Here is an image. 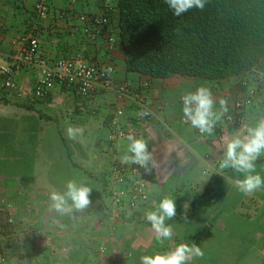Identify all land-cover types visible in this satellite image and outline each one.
<instances>
[{
    "label": "crops",
    "instance_id": "obj_1",
    "mask_svg": "<svg viewBox=\"0 0 264 264\" xmlns=\"http://www.w3.org/2000/svg\"><path fill=\"white\" fill-rule=\"evenodd\" d=\"M35 1L0 0L1 65L7 63L9 54L18 48L23 37L32 34V36L38 38L43 53L50 60L78 52L87 60H100L113 64L115 67V81H126L132 85L133 89L137 90L143 81L148 83L146 86L149 96L147 102L155 115V119L148 122L136 123L133 120L134 102L131 99L122 100L117 98L113 91L97 94L87 102L79 100L78 103L88 107L95 105L109 119L104 136L109 150L102 154V158L106 162L102 166L104 173L113 161L123 162L122 156L126 151L127 141L118 140L113 142L110 139L111 134L108 125L113 110L117 108H121L129 116L131 126L136 131V136L146 141L148 149L152 151L158 162V167L149 170L146 175L150 185V196L154 202L152 211L156 210L160 199L167 196L174 200L176 215L165 220V224L170 226L172 232L170 238H165L166 241L164 238L158 237L152 225L144 228V231H147L148 234L149 232L150 234L155 233L152 243L156 247H163L166 250L174 248L179 243L196 245V242H194L196 237L198 241L211 243V234L208 233L213 232L221 238L212 242L217 244L221 250H225L221 254L222 257L220 258L222 259H220L219 264H264V187L255 190L251 194H245L239 191L235 185L236 179L240 177L239 173L231 168L223 171L218 168L223 156L224 139L231 138L236 134L242 135L245 126L254 125L258 120L264 119V112H259L255 103L254 107H249L242 112L233 125L224 124L215 128L213 132L210 131L204 135L198 134L197 128L193 127L188 120L187 122L182 121V117L185 116L182 111L181 96L189 91H195L199 86H206L213 100L216 101L214 112L218 117L219 104L222 99L236 97L239 89H241L239 83L241 74L209 80L180 74L160 78L128 71L125 68L119 38L117 37L114 47L107 50L105 36L102 34L94 41L88 40L82 35L79 21L74 17L78 13H102L106 0H45L48 4L46 17L37 15L34 10ZM108 1L113 6V11L110 14L111 21L118 26V10L115 1ZM64 12L74 15H71V17L64 16ZM14 78V88L0 94V97H2L0 98V177L11 180H9L11 184L10 195H6L1 199L5 200V203L20 200L19 204L17 202L20 211L26 210L29 212L27 218L30 219L32 213H36V216H38V209L35 210L34 208H39L35 207L32 202L41 200V197H43V200L51 201L49 198L50 191H37L44 188L53 189L52 186L56 184V181L54 179L51 181L50 178L43 176H37L31 182H29L30 179H27L26 183L19 179V174L24 170V167L29 174L28 178H34L30 174L34 172L37 166L44 168L46 162L45 159L39 158V148L36 147L40 143V136L44 133V130L40 128L42 121L35 111L38 102H30L34 110H29L23 107V100L21 98L17 99L15 96V91L22 92L26 90L29 87L27 84L32 82L33 78L29 72L24 70L16 72ZM66 93L70 92L61 89L53 91L56 101L63 98L62 95H66ZM19 96L21 97L22 94L20 93ZM261 96L263 98L264 95ZM11 97L16 99L14 100ZM262 98L258 101H263ZM261 110L264 111L263 108ZM93 153L95 157L99 158V155ZM67 155L70 156L69 153ZM88 164L92 165L90 160ZM255 164L256 172L262 171V174H264V155L259 156ZM47 168H50L49 163ZM7 175L9 177L5 178ZM55 178H58V176H55ZM20 181L19 193H16L18 189H15L16 192L13 194V186L16 187V184ZM103 184L105 185V174ZM230 194H232L231 203L236 202L234 206L238 205V210H228V212L226 209V212H217L224 197H228ZM209 198L212 199L211 207H209ZM89 199L92 200V195L89 196ZM99 199L101 200L102 197L99 196ZM91 205L90 202L85 211H88ZM42 207L43 205L40 206V208ZM43 210L39 211L44 212ZM51 210L49 228L43 230V227H48V225L43 227L38 225L39 230L37 232L41 233V239L36 241L28 238L33 243L34 241L35 243L43 241L42 238L49 230L54 232V238L58 242L61 239L68 240L71 238L72 231L61 230L59 226H56L57 221L53 219L56 210L53 208ZM73 212L76 216L75 209H73ZM179 215L185 220L179 222L176 217ZM81 216L89 217L86 213ZM28 219H26V222ZM174 221L186 226L193 222L196 223L194 229L195 232L197 231V235H191V237L193 236L192 240H189L185 232H180L178 227L177 229L173 226ZM234 222L235 226L233 225ZM35 224L37 222L34 221ZM118 228H124V225ZM26 229L28 230V227ZM28 231H26V234L29 235L31 231ZM205 231L206 237L202 235ZM55 240L50 243L55 245ZM9 242V238H0L1 247L7 249L6 258L16 263L17 255L9 252L6 245ZM42 246L45 247V244H42ZM190 264H211V262L205 263L193 259Z\"/></svg>",
    "mask_w": 264,
    "mask_h": 264
},
{
    "label": "rangeland",
    "instance_id": "obj_2",
    "mask_svg": "<svg viewBox=\"0 0 264 264\" xmlns=\"http://www.w3.org/2000/svg\"><path fill=\"white\" fill-rule=\"evenodd\" d=\"M31 83L27 84L29 87L26 90L22 92L15 91L16 94H12H15L17 99L21 98L23 107L29 110H34L30 102H38V104L35 103L37 108L35 111L42 121L40 128L44 130V133L40 136V143L36 147L39 148V158L45 159L46 163L44 168L37 166L34 172L30 174L34 178H28L29 174L24 167V170L19 174V179L26 183L27 179H30L29 182H31L37 176L48 177L51 181L53 179L56 181V184L52 187L59 192L64 190L66 181L70 179L83 182L91 189L89 196L92 195L90 201L92 205L89 210L87 209L88 211H85L86 208L75 210L76 216H74L73 210L70 213L54 211L55 216L53 219L57 221V225H55L59 226L61 230L65 229V231L73 232L68 240L56 241L54 232L49 230L50 233L47 232L44 235L43 241L39 243L34 241L33 243L32 240L39 241L41 239V233L37 232L39 230L38 225L42 227L48 225V227H43V230L49 228L52 202L46 199L43 200V197L37 202H32L35 207H39L34 208L35 210L38 209V216H36V213H32L30 214L31 218L28 219L29 212L26 210L20 211L18 205L21 202L20 200L17 201V204V202L10 203L9 201L5 203V200L1 199L6 195H10L11 184L9 182L11 180L0 177V238H9V244L11 245L6 244L9 248L8 251L17 255L16 263H13L6 258L7 249L1 247L0 244V264H140V258L145 254L167 251L163 247H156L152 243L155 233L150 234L149 232L148 234L147 231H144L146 226H151L145 216L146 212L152 211L154 208L151 196L145 203L134 209L125 208L120 210L105 192L103 184L105 173L102 166L106 162L103 160L102 154L109 150L104 137L108 117L101 113V110L95 105L88 107L79 104L78 98L72 93H66V95H62L63 98L56 101L53 90L45 98L34 100L31 93ZM20 93L22 94L21 97L19 96ZM0 94H4V91L0 90ZM11 98L16 99L15 97ZM260 98L262 96L258 94L255 103L259 112H264L261 110L262 108L264 110V96L263 101L259 102ZM255 103L251 107H254ZM69 125L80 129L75 138H69L66 134V128ZM93 152L99 155V158L95 157ZM67 153H69V157ZM89 160L92 165L88 164ZM48 163L50 168H47ZM259 172L264 177L262 171ZM55 176H58V178H55ZM8 177L7 175L5 178ZM19 186H21V181L16 184V187L13 186V194L16 192L15 189H18L16 193H19ZM53 189L44 188L37 192H49ZM99 196L102 197L101 200ZM231 201L232 194L228 197L225 196L217 212H226V209L227 211L238 210V205L234 206L236 202L231 203ZM208 202L209 207H211L212 199L209 198ZM42 205L43 207L40 208ZM42 209H44V212L39 211ZM85 213L89 217L81 216ZM176 217L179 222L185 220L180 215ZM26 219H28L27 222ZM34 221L37 224L34 225ZM121 225H124V228H118ZM179 225L177 221H174L173 226L178 227L180 232H185L189 240H192L193 236L191 237V235H197V231L195 232L194 229L196 223L193 222L187 226L184 224ZM233 225L235 226V222ZM27 227L31 232L26 229ZM26 231L29 232V235L26 234ZM208 234H211V243L198 241L196 237L194 242L203 254L193 259L205 263L219 264L220 259H222L220 258L222 257L221 254L225 250H221L212 241H216L221 237L216 236L217 234L213 232ZM202 235L206 237V231ZM54 240L55 245L50 243ZM164 240L166 241L165 238ZM158 241L160 240L158 239ZM42 244H45V247H41ZM56 246L58 247L56 248Z\"/></svg>",
    "mask_w": 264,
    "mask_h": 264
},
{
    "label": "trees",
    "instance_id": "obj_3",
    "mask_svg": "<svg viewBox=\"0 0 264 264\" xmlns=\"http://www.w3.org/2000/svg\"><path fill=\"white\" fill-rule=\"evenodd\" d=\"M114 1L128 71L216 80L264 69V0H206L180 16L165 0Z\"/></svg>",
    "mask_w": 264,
    "mask_h": 264
},
{
    "label": "built area",
    "instance_id": "obj_4",
    "mask_svg": "<svg viewBox=\"0 0 264 264\" xmlns=\"http://www.w3.org/2000/svg\"><path fill=\"white\" fill-rule=\"evenodd\" d=\"M34 10L39 17H46L48 4L45 0H36ZM113 6L108 0L100 14L78 13L64 16L76 17L79 21L82 35L94 41L99 35L105 36L107 50L114 47L117 39L118 26L111 21L110 14ZM104 32V33H103ZM29 72L33 80L31 93L34 99H43L55 89H61L74 94L78 100L87 102L95 95L113 91L119 99H131L135 104L133 120L136 123L148 122L155 119L153 111L148 106L147 82H141L138 89L126 81H115V67L111 63L100 60H87L78 52L50 60L42 51L37 37L24 36L18 48L9 54L7 63L0 64V90L8 91L14 88L16 72ZM264 71L257 66L252 67L240 76V88L236 97L223 98L220 103L219 115L214 122L211 132L224 124L233 125L239 115L251 107L258 94H264ZM263 81V82H262ZM183 96L180 100L182 101ZM182 121H186L182 117ZM129 116L121 108L113 110L109 123L110 139L113 142L126 140L129 134L136 136L131 126ZM197 129V133L207 132ZM148 171L136 164L113 162L105 172V192L120 210L134 209L145 203L151 195L150 185L146 178Z\"/></svg>",
    "mask_w": 264,
    "mask_h": 264
},
{
    "label": "clouds",
    "instance_id": "obj_5",
    "mask_svg": "<svg viewBox=\"0 0 264 264\" xmlns=\"http://www.w3.org/2000/svg\"><path fill=\"white\" fill-rule=\"evenodd\" d=\"M165 3L173 15L180 16L191 9H203L206 0H165ZM215 103L209 89L199 86L195 91H189L183 96L182 111L193 127L202 132L210 131L217 119L214 112ZM79 132L80 129L70 125L66 128L69 138H75ZM126 140V151L122 156L125 164L134 163L145 171L158 167V162L143 138L129 134ZM223 143L219 170L231 168L239 173L240 177L236 179L235 185L245 194H251L264 187V177L256 172L255 164L259 156L264 155V119L258 120L254 125L245 126L242 135L225 138ZM90 191L87 184L70 179L66 181L62 192L50 191L51 207L60 213H70L73 209L83 210L90 203ZM175 215L174 200L167 196L160 199L155 211L145 213L146 219L160 238L171 237V228L165 224V220ZM202 254V250L195 244L179 243L167 251L143 255L140 264H190L194 257H200Z\"/></svg>",
    "mask_w": 264,
    "mask_h": 264
}]
</instances>
